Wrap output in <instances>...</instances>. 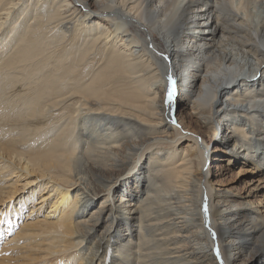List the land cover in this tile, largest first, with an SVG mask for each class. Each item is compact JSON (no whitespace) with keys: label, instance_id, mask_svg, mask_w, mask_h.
Masks as SVG:
<instances>
[{"label":"bare ground","instance_id":"obj_1","mask_svg":"<svg viewBox=\"0 0 264 264\" xmlns=\"http://www.w3.org/2000/svg\"><path fill=\"white\" fill-rule=\"evenodd\" d=\"M212 143L264 177V0H0V244L57 198L0 255L264 264V210L213 186ZM20 171L40 190L15 197Z\"/></svg>","mask_w":264,"mask_h":264},{"label":"rangeland","instance_id":"obj_2","mask_svg":"<svg viewBox=\"0 0 264 264\" xmlns=\"http://www.w3.org/2000/svg\"><path fill=\"white\" fill-rule=\"evenodd\" d=\"M89 3H91V1H89ZM188 103H190V101L184 100L182 106ZM182 106H179L178 111L182 109V111H184L185 114H192L193 117L195 118V115L193 114V111L191 110L190 106L188 107L186 105L185 108H182ZM173 116H175V106H174ZM177 116H178V113L176 114L175 117L177 118ZM175 122L177 123L178 121L176 120ZM217 133H218L217 139L220 140L222 136L221 130L219 129ZM185 143H187V141ZM213 145L214 143L210 144L208 148L210 155L207 160V169H210V173H211L210 180L213 183V186L217 190H226L231 197L234 196V197L243 199L242 204H249L253 207L257 205L256 207H259L262 210H264V177L262 176V173H259L257 170H254L252 165H249L248 163H245L243 161H239L238 163H235V164L232 162L230 163L227 157L228 153L225 152L226 149L220 146H217V149H216V146H215L214 149L212 150ZM232 148L236 150V148L238 149V145L231 146L229 149H227V151H229ZM211 152L215 157L214 158L215 160L213 161L211 158ZM24 173L25 172H22V171H20L19 173L16 172V174L13 177L12 181L17 180L16 186L19 189L15 197L20 196V194L22 193H27L28 191H37V190L39 191L40 190V188L38 187V184H40L42 180L38 179V176H36L35 174L28 175L26 177ZM27 183H30V184L27 185ZM48 191L49 190L46 189L45 192L41 193V194L44 193L45 196L47 197L46 202L41 203V204L38 203L41 201L39 200L41 198L39 194L37 198L32 200L33 203L27 204L26 208L23 210V212H21L23 213L22 218L16 219L18 221L15 220L16 227L14 228L13 232L1 238L2 240L0 244V250L3 249L6 243L5 240L7 238H10L11 235L14 233V231H16L18 227L21 228V224L24 225L32 221L44 220V219H48L50 222L56 221L55 213L57 212H56L55 203H56L57 198L55 197V194H54L55 191H53V193L51 194ZM16 202L13 203L12 201V202L6 203L4 206H0V219L3 218V220H5L7 218L6 216L11 217V213H9V210L12 209L14 211L19 207L15 205ZM12 203H13V207L7 208L9 206L11 207ZM34 206L36 209H33ZM2 210H4L3 211L4 213L7 211L9 214L3 215V213H1ZM33 218L34 220H32ZM14 235L15 233L13 234V236ZM23 247L24 246L22 245L15 247L13 250L14 255L11 258H6L3 255H0V264H29L28 263L29 259L31 257H35L36 255L34 254V252L31 253L30 247H27V248H23ZM38 256L42 257L43 254H39ZM258 260L259 258H256L255 260H253V263L255 262L256 264H258L259 263ZM31 264H51V263L49 261L40 260L39 262H35Z\"/></svg>","mask_w":264,"mask_h":264},{"label":"snow or ice","instance_id":"obj_3","mask_svg":"<svg viewBox=\"0 0 264 264\" xmlns=\"http://www.w3.org/2000/svg\"><path fill=\"white\" fill-rule=\"evenodd\" d=\"M169 79H171V78H169ZM173 84H174V81H173ZM169 98H171V93H169ZM207 209L205 208V211H206ZM214 235V234H213Z\"/></svg>","mask_w":264,"mask_h":264}]
</instances>
